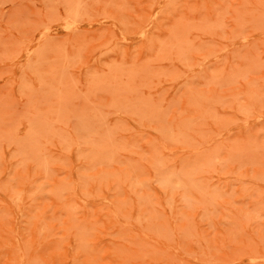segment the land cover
Here are the masks:
<instances>
[{
    "label": "rangeland",
    "instance_id": "rangeland-1",
    "mask_svg": "<svg viewBox=\"0 0 264 264\" xmlns=\"http://www.w3.org/2000/svg\"><path fill=\"white\" fill-rule=\"evenodd\" d=\"M0 264H264V0H0Z\"/></svg>",
    "mask_w": 264,
    "mask_h": 264
}]
</instances>
